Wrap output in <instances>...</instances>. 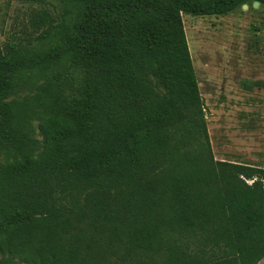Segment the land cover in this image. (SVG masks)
Segmentation results:
<instances>
[{
  "label": "trees",
  "instance_id": "1",
  "mask_svg": "<svg viewBox=\"0 0 264 264\" xmlns=\"http://www.w3.org/2000/svg\"><path fill=\"white\" fill-rule=\"evenodd\" d=\"M45 1L0 46V264H257L264 167L214 159L182 13L264 0Z\"/></svg>",
  "mask_w": 264,
  "mask_h": 264
},
{
  "label": "rangeland",
  "instance_id": "2",
  "mask_svg": "<svg viewBox=\"0 0 264 264\" xmlns=\"http://www.w3.org/2000/svg\"><path fill=\"white\" fill-rule=\"evenodd\" d=\"M45 13L57 22L48 1L0 0V46L46 47ZM182 21L214 159L264 167V5L248 2L225 14L182 13ZM149 80L162 91L152 75ZM39 121L34 116L28 124L36 152L44 146Z\"/></svg>",
  "mask_w": 264,
  "mask_h": 264
},
{
  "label": "water",
  "instance_id": "3",
  "mask_svg": "<svg viewBox=\"0 0 264 264\" xmlns=\"http://www.w3.org/2000/svg\"><path fill=\"white\" fill-rule=\"evenodd\" d=\"M254 4H255V5H258V4H259V2H258V1H254Z\"/></svg>",
  "mask_w": 264,
  "mask_h": 264
}]
</instances>
